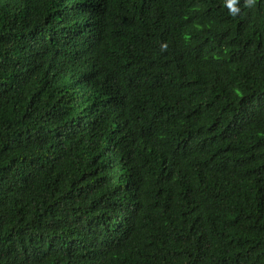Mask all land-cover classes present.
<instances>
[{"label": "trees", "instance_id": "16d2710c", "mask_svg": "<svg viewBox=\"0 0 264 264\" xmlns=\"http://www.w3.org/2000/svg\"><path fill=\"white\" fill-rule=\"evenodd\" d=\"M0 0V264H264V0Z\"/></svg>", "mask_w": 264, "mask_h": 264}, {"label": "clouds", "instance_id": "9594fccd", "mask_svg": "<svg viewBox=\"0 0 264 264\" xmlns=\"http://www.w3.org/2000/svg\"><path fill=\"white\" fill-rule=\"evenodd\" d=\"M249 3H251V0H248ZM237 0H226L227 7L231 14H235L239 11V9L236 7Z\"/></svg>", "mask_w": 264, "mask_h": 264}]
</instances>
